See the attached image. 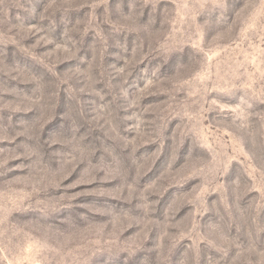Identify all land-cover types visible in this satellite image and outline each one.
<instances>
[{
    "label": "rangeland",
    "instance_id": "1",
    "mask_svg": "<svg viewBox=\"0 0 264 264\" xmlns=\"http://www.w3.org/2000/svg\"><path fill=\"white\" fill-rule=\"evenodd\" d=\"M0 264H264V0H0Z\"/></svg>",
    "mask_w": 264,
    "mask_h": 264
}]
</instances>
